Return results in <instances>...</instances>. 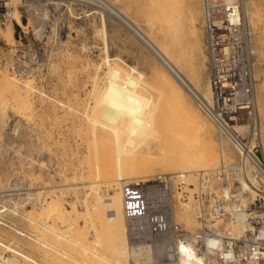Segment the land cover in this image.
<instances>
[{"label": "rangeland", "instance_id": "374dc122", "mask_svg": "<svg viewBox=\"0 0 264 264\" xmlns=\"http://www.w3.org/2000/svg\"><path fill=\"white\" fill-rule=\"evenodd\" d=\"M151 1L153 0H0V26L7 34L9 28L6 26L12 25L15 38L11 44L3 39L5 34L4 36L0 35V81L9 75V78H14L18 82L20 95L28 96L26 102L15 107L16 109L11 111L10 107L7 108L5 110L7 114L4 111V118L0 124V211H5L1 215H4L3 220H6L9 226L19 229L18 235L14 234L10 228H5L6 232L0 230V238L5 243L10 242L12 245L18 243V245H14L15 248L38 264H107V257L111 258L112 263L114 262L112 257L114 254L113 241L108 234L106 222L102 226L98 223L99 226L97 229L95 228V232H92L83 227V221L76 219L73 214L70 219L73 207H76L78 216L82 215L84 218L89 203H94V208L99 203L102 210L106 198L116 199L114 206L108 205L106 208L114 211L115 216L117 215V218L115 217L117 225H115L116 223L113 225L117 226L119 233L127 234L125 231L127 223H124L121 197L118 200L119 195L121 196L119 184H109L110 187L104 185L99 188L100 191L97 189L98 192H95L96 188L86 186L89 182L95 181L91 178V173L94 171L93 165L99 159L102 158L101 160H104L106 166L116 165L118 156L115 153V142L111 133V93L118 99L125 113L145 109L148 113L156 114L160 111L163 103L158 94L161 92V86L159 80L155 78V70L160 68L176 84L180 85L194 109L212 124L215 129L213 137L215 147L219 149L218 140L220 138L228 142L226 138L219 136L216 127L200 110L195 98L196 93L198 95L201 93L196 90V82L193 81L194 74L200 75L198 83L201 89L206 84H210L209 59L205 51L202 0H171V3L170 0H166L168 5L170 4L169 6L165 0H163L164 3L161 2L162 0L161 3L154 0L155 4ZM237 2L241 5L253 65V99L250 106L253 112L252 120L256 124L257 136L254 140L259 147V157L262 156L264 159V0H237ZM167 6L171 7L172 11L175 10L173 11L175 13ZM169 12L172 13V16ZM165 15L166 17L170 16L169 18L172 17V20L175 17L173 20L175 22L171 21V23L173 22L172 26L179 24L175 26V29L177 31L182 29L175 32L178 34L174 35V37L179 36L176 38L180 43L176 40L173 41L178 42L181 47L183 45V49L176 42L175 48V43H172L174 51L179 53L176 56L180 57L182 54L184 56H181L184 59L182 60L188 62L192 55L190 57L187 55L194 53L193 50L192 53L190 52L192 47L193 49L199 48V50L196 49L199 52L197 51L198 54L192 57V61L189 59L191 64L188 62V66L187 63L180 65L179 61V68L167 57L165 58L164 54L161 57V52L157 53L161 49L159 44L162 45L164 41L163 44L167 48L168 42H172L170 38L173 36L170 33L175 34L172 32L174 30L172 26V28L167 27V29H173L168 31L170 36L168 38L167 32L163 30L166 29L164 26L168 22L163 26L157 23L160 19L158 16L164 17ZM169 18L167 19L169 20ZM169 25L167 24V26ZM193 28H195V33ZM180 36H182L181 39ZM194 40L199 45L195 44ZM149 44L159 46L158 48L154 46V48ZM164 45L162 46L165 47ZM179 48L181 52H177L180 51ZM170 50L172 52L173 48ZM175 52H172L174 57ZM162 59H166L165 62ZM168 65L172 69H177L170 70ZM108 68L110 69L108 70ZM174 73L178 75L173 76ZM107 74L112 75L108 77ZM178 76L186 84L179 80ZM112 78L113 80H110ZM108 81L111 82L108 83ZM116 81H121V85ZM108 84H111L112 87H108ZM118 85L122 87V92L117 88ZM108 88H111V92ZM188 88H191L192 91ZM2 98L5 99L4 93H2ZM26 103L29 105L26 106ZM130 130L125 127L123 129L121 158L126 161H146L155 158L157 153L150 152L145 131L132 133ZM228 143L223 144V149L230 159L233 155L235 158L224 164L219 161L215 166L216 169L222 165L234 164L238 159L237 151L230 142ZM160 147L163 148L162 142ZM157 175L165 174L157 172L152 177ZM187 185L188 188L185 190L189 193V197L180 198V189L175 191L177 195L175 198L176 214L182 211L180 205L187 204L188 199L191 198V203L196 209L195 219L197 220L195 191H191L192 187H189L190 185L195 186L192 177ZM95 193H98L97 196L101 198H96ZM55 196L63 202L65 210L64 224L57 223L56 230L66 233L67 231L72 232L74 229L72 232L73 241L84 237V241H82L88 244L87 253L81 252L80 255L76 247L69 243V240L60 239L59 241V239L39 236L40 233H36L35 226L31 227L25 222L26 218L32 217V215L33 219H36V221L33 220L34 223L39 222L38 218L41 213L38 215L37 206L55 199ZM244 198L248 199L245 203L249 204L254 202L257 196L250 198L248 194H245ZM93 199H96V203ZM99 200L100 202H97ZM16 205L19 207L18 212L27 217L12 218L9 210H13ZM95 210L96 212L100 211L97 208ZM103 210L100 213H103ZM96 212H94L95 216L98 215ZM104 213L106 216L105 210ZM104 213L100 216L102 217ZM100 216L97 221H105L104 218L100 219ZM179 218L174 217L176 223L180 224L185 231H190L193 224L189 225ZM120 220L124 227H121ZM46 225L51 226L55 223L49 219L46 220ZM220 226L234 230L232 216L228 222L221 223ZM105 227H107L108 233L107 230L104 231ZM198 227L199 225L196 223V228ZM0 228L3 227L0 226ZM22 231L33 233L38 236V239L29 243L28 239H23ZM81 235L84 236L81 237ZM85 236H88L87 240H85ZM11 240L14 244L11 243ZM41 242L42 244L43 242L53 243V247L49 243H47V249L41 247ZM150 245L153 249V255L150 257L151 264L171 263L169 253L173 252L172 245L163 249H157L153 244ZM111 250L113 251L111 252ZM1 251L0 247V254H3ZM91 251H95V255L91 254ZM109 251L113 253L112 256ZM4 254L0 255V263L5 260L2 259ZM174 259L172 258V261ZM111 262L109 263L112 264ZM127 262L133 264L130 258L127 259Z\"/></svg>", "mask_w": 264, "mask_h": 264}, {"label": "built area", "instance_id": "2783aa9c", "mask_svg": "<svg viewBox=\"0 0 264 264\" xmlns=\"http://www.w3.org/2000/svg\"><path fill=\"white\" fill-rule=\"evenodd\" d=\"M202 10L213 96L211 103L195 98L219 136L233 145L238 159L213 172L190 174L195 182L189 187L195 191L199 225L193 231H185L174 219L175 191L180 189V198L189 197L185 190L189 175L165 174L123 182L129 242L150 243L157 249L172 245L174 254L177 244L189 242L193 254L207 264H264V159L259 157L254 140L249 37L239 2L202 0ZM245 105L250 108L242 109ZM241 182L256 192L254 202L243 203L242 195L249 193L243 191ZM242 212L247 215L243 232L220 226L231 216L234 223L236 214Z\"/></svg>", "mask_w": 264, "mask_h": 264}, {"label": "bare ground", "instance_id": "6f19581e", "mask_svg": "<svg viewBox=\"0 0 264 264\" xmlns=\"http://www.w3.org/2000/svg\"><path fill=\"white\" fill-rule=\"evenodd\" d=\"M157 1L160 2L161 0H157ZM168 1L165 0V2H167L166 3L167 5H168ZM227 1L228 2H236L237 0H227ZM151 2H154V4H155L154 0ZM161 2L164 3L163 0ZM172 2H174V1H172ZM170 3H171V0H170ZM167 7H166V10L168 8H170V10H171V7H168V8ZM173 11H175V10H173ZM113 12H115V10ZM13 13H14V11H13ZM170 13L171 12H169V14ZM173 13H175V12H173ZM16 15H15V17H17ZM159 16H161V15H159ZM159 16H158V18H160V19H158L159 22H157V23H159L160 25L162 24L161 26H163V24L165 25L166 22H168L167 24L169 25L171 23V21H173L175 19V17L173 20L171 19L172 17L169 18L170 16H172V13L170 14L169 17H166V15L164 17L163 16L159 17ZM120 17H123V16L120 15ZM167 18H169V20ZM17 20H18V22H20L18 17H17ZM178 20H179V17H178ZM178 20H176V21H178ZM173 22H175V21H173ZM173 22L169 26H167V24H166V26H164V27L166 29H167V27L172 28ZM188 24H190V23L188 22ZM174 25H175V23H174ZM176 25H179V24H176ZM11 26H6L9 28V32L7 31L8 32L7 34L4 32V29L1 28V26H0V35L4 36V34H5L6 36H4L5 38H3V39H6L7 42H10L12 44L14 42V40H13L14 37H13V29ZM175 26L173 27L174 30L169 29V28L167 30L166 29H163V30H165L167 32V34H168L169 30L170 31L173 30L172 32H174V33L182 30L180 27L181 30L177 31L175 29ZM192 26L194 27L193 23H192ZM164 27H162V28H164ZM195 28H193V32H194ZM137 32H139V31H137ZM176 34H178V33H175V34L170 33V35L173 37ZM179 35H181V34H179ZM194 35H196V34H194ZM168 36H169V34H168ZM145 37H146V35H145ZM173 37L172 38H170V36L168 37V38H170V40L172 39L171 40L172 42H170V43L168 42L169 48L168 47L166 48V45L163 44L165 42L163 41L162 45H164L165 47H163L161 44H159L161 49H159V51H157V53L161 52V57H163L165 55V58L167 57L168 60L172 61V63H174L176 66H179L178 63H180V62H181L180 65H186V63H187V66H188V62H189V64H191L189 59H191V61H192V57H194L195 55L198 54L199 48H196V49H198V50H196L195 48L193 49V47L191 46L192 49L190 50V52L192 50L194 51V53L197 51L198 52L194 54V53H192L193 52L192 51L191 52L192 54H189V55L186 54L189 57L191 55L192 56H191V58L188 59V62L187 61L185 62V61H183L184 59L181 58V56L184 57L182 54H180V57L176 56V55H179V53L177 54L174 51V47H173V44L176 41L179 42V39H177L179 36L178 35L175 36L174 39H173ZM181 38H182V36H180V39ZM152 39H154V38H152ZM195 39L197 40V38H195ZM12 40H13V42H12ZM145 40H146V38H145ZM165 40H167V39H165ZM173 40H176V41L174 42ZM196 40H194V42ZM178 42H176L177 45H179ZM196 42H195V44L199 45V43H196ZM176 43H175V48H176ZM170 44L172 45V48H173L172 52L176 53L175 57L173 56L174 54H172V52H170L171 51L170 49H172V48H170V46H171ZM195 44H194V46H195ZM149 45L151 46V44H149ZM159 45H154V46H157V48H158ZM179 47H181V46L179 45ZM182 47H183V45H182ZM182 47H181V49H183ZM196 47H197V45H196ZM181 49H180V51H177L178 49H175V50L177 52H181ZM200 51L202 52V49ZM182 52H184V51H182ZM162 60H164V59H162ZM165 60H164V62H165ZM185 60H186V58H185ZM182 61H183V63H182ZM107 64H108V60H107ZM166 64H168V63H166ZM170 65H168V66H170ZM171 66L169 67L170 70L172 69ZM184 67H186V66H184ZM179 68H180V66H179ZM109 69L110 68H108V70ZM155 69H156V67H155ZM155 69L153 68V71ZM176 69L173 68L172 70L174 71ZM155 71H156L155 72V78H157L159 80V83L161 86V92L158 93L159 96H161V97H159V99L162 100V102H163L160 111L157 112L156 114H153V112H150L151 113L150 114L145 109L125 113L123 111L122 106L119 104L118 99L115 98V96H112V93L110 94V96H111L110 118L112 121L111 133H112V137H113L114 142H115V153L118 157L116 158V165L112 166V167L106 166V164L104 163V160H101L102 158L99 159L93 165L94 171L91 173V178L95 181H91L88 183V185H86V184L85 185L89 188H96L95 192H98L99 188H101L104 185H108L110 187L114 183H115L114 185H116V183H117V185L119 184V188H120V192H121V185L123 182L146 180L148 178H151L157 172H161L163 174H185V175H189L188 177L190 178L191 173L211 171L213 169H216L215 166L219 163V161H221L220 163L224 164L225 162H229L230 160H233L235 158V156L233 155L232 159H230L229 155L226 154L224 149H223V144L228 143L229 141L226 142L222 138H220L218 140V145H219L220 150L215 147L216 146V144H214L215 140L213 141V139H214L213 137L215 136L214 135L215 129H213L212 124H210L205 118H203V116L196 109H194V106H192L191 102L188 100L189 97L187 98L185 96V94H184L185 92H183L180 85L176 84V82H174V80H172L170 78V76H168L160 68H157ZM192 73H191V78H192V75L194 74V73L193 74ZM176 74L177 73H174L173 76H175ZM107 75L109 77V75H112V74H107ZM197 75L198 76H196V74L193 75V77H194L193 81L196 82V86H197L196 90L198 92H200L201 95H198L196 93V96L198 98H200L201 100H205L206 102L211 103L212 102V96H213L212 86H211V84H206V86L203 89H201L199 86V83H198L200 81V78H199L200 75L199 74H197ZM179 77L180 76H178V78ZM110 80H113V78ZM179 80H182V78L181 79L179 78ZM182 81L184 82V80H182ZM110 82L108 81V83H110ZM118 82L116 81V83H118ZM112 83H113V81H112ZM119 83L118 84L121 85V81ZM184 84H186V83L184 82ZM108 85H109L108 87H110V86L112 87L111 84H108ZM119 85L117 88H119V91L122 92V87L121 86L119 87ZM181 86H182V84H181ZM187 86H189V85H187ZM114 87L115 86L113 85V88ZM108 89L110 90L111 88H108ZM188 89L191 90V88H188ZM113 91H115V90H113ZM110 92H111V90H110ZM2 93H4V95H5L4 100L2 98ZM193 93H195V92H193ZM192 95H194V94H192ZM27 97L28 96L24 97L23 95H20L19 88H18V82L16 81V79L9 78V75L3 77L0 81V124L2 123V120L4 118V111L7 108L9 109V107L11 108V111L13 109H16L15 107H17L18 105L20 106L21 103L23 104V102H26ZM26 104H27L26 106L29 105L28 103H26ZM26 106H25V108H27ZM248 108H250V106L245 105L242 109H248ZM5 113H6V111H5ZM124 127L131 129L130 131L132 133H135L136 131L144 130L145 134L148 137L147 143H148V146L150 148V152L155 151L157 153V156L155 158L148 159L146 161H139V160L126 161V160H123L121 158L122 148H123L121 138L123 135ZM161 142H162L163 148L160 147ZM218 150L220 151V153L218 152ZM241 183H242L243 191L248 192L250 197H254L256 195V192L254 190H252L251 188H248V186L244 182H241ZM109 184H111V185H109ZM108 190H110V189H108ZM242 193H244V192H242ZM95 194H96V198H97L98 193H95ZM120 197L122 199V194H121V196L119 195L118 200L120 199ZM54 198L55 199H52L49 202L47 201V202H43L42 204L38 203L39 205L37 204L38 205L37 209L39 211L38 215H40L39 213H41V215L39 216L40 218H38V219H40L39 222L34 223V221H36V219H33V215H32V217L29 216L28 218H26L25 222H27V225H29L31 227L35 226V228L37 229L36 233H40L39 236H41L43 238L47 237V238H51V239H57V240L59 239V241H60V239H62V240L64 239V241L69 240L70 241L69 243L76 247L77 252L80 255H81V252L87 253L88 252V249H87L88 244L83 242L84 241V237H83L84 235L83 236L81 235V237H83V239L77 238L73 241L74 237L72 235V232L74 229L72 230V232L67 231L66 233L65 232L61 233V232H58L56 230L57 223L60 222V223L64 224L65 220H63V217L65 216V212H64L65 210L63 208V202L60 200V198H57L56 196ZM93 200H95L94 202L96 203V199H93ZM247 200L248 199H245L244 196L242 195L243 203H245ZM188 201L189 202L187 204L180 205L182 211L180 210L181 212L179 211L180 213H177L178 215L176 214V210L174 209V217L175 218L180 217L179 219H182L181 221L184 220L189 225L192 223L193 227L190 228L191 229L190 231H193L194 229H196V223H198L197 220L195 219L196 209H194V207L191 203L192 199L189 198ZM97 202H100V200ZM115 202H116V199L113 200V198H111V199L106 198L104 200L103 209L106 212V216H105L104 210L102 209L103 213H104V215H102V217L100 216V214H103V213H100V212H102V210L100 209L99 203H98V206H97V204H95L97 206L95 208H94V203L93 204L89 203L87 205L88 211L86 212V215L84 218L82 217V215H80V217H82V218H80L78 216V212L76 210V207H73L72 211L70 212V219H71V214H73L74 216H76V219H78V220L81 219L83 221V224H84L83 227H85L88 230H91L92 232H95V228L97 229V226H99L98 223L100 224V226H102L106 222V226L108 227L109 233H108L107 227H105L106 229L104 228V231L107 230V233L111 236L112 241H113V243H112L111 239H109L111 241V243L113 244V245L112 244L111 245L113 246L114 251L111 250V252L113 251L114 254L111 253L110 251L109 252L111 253V256L113 254L112 257H113L114 262L112 263L110 260L111 258L109 259L107 257L110 260L109 262H111L112 264H128V262H127L128 258H130L132 260L133 264H151L150 263V257L153 255V249H152L151 245L147 244V243L142 244V245L130 243L129 237H128L127 225H126V230H125L127 234L122 233V232H121L122 234H120L119 230L116 228L117 226L115 227L113 225L117 221L115 219V217L117 218V215L115 216L114 211L107 210L106 207L108 205L114 206ZM121 202L123 205V200ZM14 207L15 208L13 210H9L12 218H14V217H17V218L27 217L25 214H20L18 212L17 209L19 207L17 205ZM96 208L98 210H100V211H97L98 213L95 210ZM4 212L5 211H0V226H2L4 228V229L0 228V230L6 232L5 228H10V230H12L14 234L18 235L17 234V231L19 230L18 227L9 226L8 222H6V220H3L4 215H1V214H3ZM94 212H96L98 215L95 216ZM28 215H31V214L29 213ZM43 216H45V217H43ZM98 216L101 217L100 219L104 218L105 221H101L102 223L104 222L103 224L101 222L97 221ZM246 218H247V215L245 213H243V212L237 213L235 216L236 221L234 222V230H236L237 232H243V223L245 222ZM49 219H52L54 221L55 225H51V226L46 225V220L48 221ZM123 220H124V218H123ZM121 221L122 220H120V222ZM124 223H126V220ZM48 224H49V222H48ZM73 224H74V226H76L75 223H73ZM120 224H122V222ZM115 225H117V223ZM121 227H124L123 224ZM57 229H58V227H57ZM82 230H83V228H82ZM125 231H123V232H125ZM22 232L24 233L22 235L23 239L24 238L28 239L29 243L34 242V239H35V241L38 239V236L34 235L33 233H32L33 234L32 235V234H29L25 231H22ZM78 236H79V233H78ZM110 236H109V238H110ZM87 237L85 236V240H87ZM28 240H27V242H28ZM30 240H32V241H30ZM71 241H72V243H71ZM55 242L57 243V241H55ZM11 243H13L12 240H11ZM47 243H49V242H43V244L41 242L40 246L47 249V247H48ZM212 243H214V242H212ZM16 244L18 245V243H16ZM16 244H14V245H16ZM49 244H51V243H49ZM52 244L50 246H52ZM14 245L10 244V242L5 243L0 238V247L2 248L1 252H3V254L5 253L4 258H2V259H5L3 261L4 264H30V263L31 264H33V263L38 264L37 262L32 260L28 255L17 250ZM45 253H47V252H45ZM3 254H0V255L3 256ZM91 254L95 255V251H91ZM169 254H170L169 257H171V259L169 258L170 262H171L169 264H207L205 259H203L199 256H195L193 254V252L190 248L189 242L177 244L176 245V254H174L173 252L169 253ZM71 257H73V256H71ZM107 258H106V262H107V264H110L108 262ZM172 258L173 259L175 258L174 259L175 261L174 260L172 261ZM72 259H74V258H72ZM57 260H58V258H57ZM61 260H62V258H61ZM61 260L59 259V261H61ZM70 261H73V260H70ZM3 262L1 261L0 264H2ZM244 264H252V263H244Z\"/></svg>", "mask_w": 264, "mask_h": 264}]
</instances>
